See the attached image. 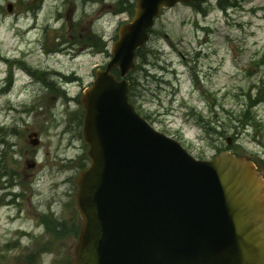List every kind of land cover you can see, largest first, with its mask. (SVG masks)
<instances>
[{
	"label": "rangeland",
	"instance_id": "obj_1",
	"mask_svg": "<svg viewBox=\"0 0 264 264\" xmlns=\"http://www.w3.org/2000/svg\"><path fill=\"white\" fill-rule=\"evenodd\" d=\"M126 2L0 0V263L21 264V255L47 244L40 223L49 213L59 239L41 264L72 258L75 178L88 164L80 99L130 21ZM123 7L131 14L119 13ZM150 38L130 74L135 109L197 159L227 149L230 137L231 151L256 160L264 135V0L179 2L163 10Z\"/></svg>",
	"mask_w": 264,
	"mask_h": 264
},
{
	"label": "water",
	"instance_id": "obj_2",
	"mask_svg": "<svg viewBox=\"0 0 264 264\" xmlns=\"http://www.w3.org/2000/svg\"><path fill=\"white\" fill-rule=\"evenodd\" d=\"M178 1L191 0H137L83 92L90 164L76 178L72 264H264V179L253 162L230 151L195 159L129 101L135 51Z\"/></svg>",
	"mask_w": 264,
	"mask_h": 264
},
{
	"label": "trees",
	"instance_id": "obj_3",
	"mask_svg": "<svg viewBox=\"0 0 264 264\" xmlns=\"http://www.w3.org/2000/svg\"><path fill=\"white\" fill-rule=\"evenodd\" d=\"M127 1H129V0H127ZM126 6H129V7H131L132 8V4L129 2H126ZM122 9H124V7L122 8ZM147 47H144V48H142V49H140V50H138L137 51V55H140V54H142V53H144L145 51H147ZM150 50V49H149ZM253 105V102L251 101L249 104H248V106H246V105H243L244 107H247V109L248 108H250L251 106ZM244 113V112H243ZM249 117H248V115H245L244 116V119L245 120H247ZM242 121V120H241ZM210 127V129H213L211 126H209ZM49 230L51 231V233L53 234V235H55V236H58V230L56 229V225H49ZM77 231H78V226H77V230H76V233L75 234H77Z\"/></svg>",
	"mask_w": 264,
	"mask_h": 264
},
{
	"label": "flooded vegetation",
	"instance_id": "obj_4",
	"mask_svg": "<svg viewBox=\"0 0 264 264\" xmlns=\"http://www.w3.org/2000/svg\"><path fill=\"white\" fill-rule=\"evenodd\" d=\"M263 138H264V135H262L258 141L262 151L257 154L256 161H257L258 168L260 169V171L262 172L264 176V139Z\"/></svg>",
	"mask_w": 264,
	"mask_h": 264
},
{
	"label": "bare ground",
	"instance_id": "obj_5",
	"mask_svg": "<svg viewBox=\"0 0 264 264\" xmlns=\"http://www.w3.org/2000/svg\"><path fill=\"white\" fill-rule=\"evenodd\" d=\"M141 62H143L142 60H141ZM142 64V63H141Z\"/></svg>",
	"mask_w": 264,
	"mask_h": 264
}]
</instances>
